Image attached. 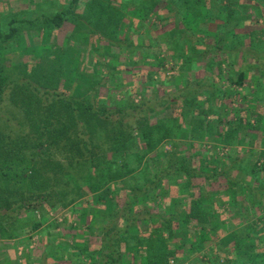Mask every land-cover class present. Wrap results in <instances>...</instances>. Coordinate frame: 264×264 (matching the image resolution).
<instances>
[{
    "label": "trees",
    "instance_id": "trees-1",
    "mask_svg": "<svg viewBox=\"0 0 264 264\" xmlns=\"http://www.w3.org/2000/svg\"><path fill=\"white\" fill-rule=\"evenodd\" d=\"M161 1L122 0L116 6L113 0H70L57 8L52 0H42L45 11L42 3L32 19L12 20L24 26V33L36 26L43 39L68 22L75 25L70 35L75 46L89 34L124 47L125 59L114 54L112 67L119 69L117 62L125 60L120 68L137 81L146 70L147 81L133 88L124 83L121 100L113 90L103 95L97 88L80 87V93H68L62 86L69 58L63 47L55 49L50 64L7 66L1 53L18 43L19 32L0 27L1 239L32 235L43 227L49 234L62 227L52 214L66 211L78 213L91 231L89 218L100 224L98 233L94 230L97 240H88V246L67 244L60 236L62 250L77 263L264 264V154L249 150L240 156L237 149L245 142L241 134L258 129L261 119L251 124L246 109L231 102L228 108L217 106L221 87L210 83L215 87L210 89L206 78L211 77L194 72L179 85L181 99L162 101L161 74L150 69H165L167 60L143 53L164 43L169 56L184 66L193 54L204 59L215 53L206 69L219 82L227 76L232 89L241 86L243 79L233 73L236 55L244 47L245 55L264 57L259 23L264 0H167L173 16L159 11ZM130 5L142 11L143 19L129 27L124 44H117L123 24H131ZM155 17L158 24L151 21ZM213 19L217 25L212 30L202 26ZM144 29L145 46L143 37L141 44L132 36ZM228 38L229 44L220 45ZM148 63L150 68H143ZM91 80V87L99 83L97 76ZM174 86L166 82V94H174ZM134 94L141 102L134 101ZM225 148L229 151L221 155ZM48 221L54 223L45 227Z\"/></svg>",
    "mask_w": 264,
    "mask_h": 264
},
{
    "label": "rangeland",
    "instance_id": "rangeland-1",
    "mask_svg": "<svg viewBox=\"0 0 264 264\" xmlns=\"http://www.w3.org/2000/svg\"><path fill=\"white\" fill-rule=\"evenodd\" d=\"M52 1H53V4H56L57 8H60V6H64L66 4H69V2H70V0H52ZM113 1H114V4L116 6H119L121 4L122 0H113ZM164 1H165L164 2L165 9H167L166 14L173 16L175 14L174 7H172L173 5L167 0H164ZM160 3H162V1ZM59 4H60V6L58 7ZM82 5H84V4H82ZM57 8H55V9H57ZM133 8L134 7L132 5H130L127 8V11H126L127 17L131 21L130 22L131 24H129V22H126L123 24V26L121 28L122 30H121L120 35H119L120 36L119 37L120 42L116 41L117 44L123 43L125 41L124 40L125 37H127L129 39V36H128L129 27L133 26L136 28V26L138 25V22L143 19L142 11H138V10H135ZM36 9L37 8L34 9V7L32 5V10H30V11H32V15H33V13H36L35 12ZM9 11H10L9 13H7L5 11L3 12L2 19L0 22V26H1V28H6V29H4V30H6V33H10L12 28H16L19 32V34H18L19 37L17 39L18 43H16L12 48L5 50L1 53L4 60L6 61L7 66H12L14 64H19V63L21 64L23 62L25 63V62H29V61H32L31 64H35V63L36 64H38V63L39 64L40 63L41 64H50L52 62L51 56L55 54V49L57 47H63V48L67 49L69 58L67 59L68 60L67 66H65L63 68V71H62V78H63L62 84H64L62 86L64 87L65 90L68 91V93H70V94L80 93L81 92L80 87H88L90 90L97 88L98 91H100V93L103 95L108 94V90H113L114 93L118 96V100H121L123 97V94L121 92H119L120 91L119 88L124 86V83L126 84L125 79H124L125 76H128L129 81H131V83H132L131 86L128 83L129 87L133 88L134 86H138L137 78L132 76L133 73L130 74V73H128V71L126 72L123 69V67L120 68L122 65L125 64V62H126L125 60H122L123 63L117 62L119 69L112 67L113 63H112V59L110 57H112L114 54L117 56L119 55L121 58L125 59L124 56H125L126 52H124V50H126V49H124V47L120 48L119 45H116V44H111V45L109 44L110 45L109 46L108 43L102 42L98 38L97 39L94 37L92 38L89 34H88V37L85 38V40H86L85 42L78 43L75 46L74 44H76V43L73 41L72 42L70 41V39H71L70 35L73 32H75V25L70 24L68 22H65L63 24L61 29L55 33V36L50 37V35H49L48 38L43 39L41 37V35L38 34V31H40V30L38 28H36V26H32V31L29 32L28 30H26V32L24 33L23 32L24 26H22L18 22L15 24H12V20H14V19L16 20V18L20 19L21 16H23L24 14L23 13H20V14L16 13L14 15V13L12 12L14 10H13V7L11 5L9 8ZM48 11H49V9H48ZM25 14H27V13L25 12ZM47 15H50V13L48 14V12H47ZM261 20L263 21V26H264V19H261ZM151 21L153 24H158V19L156 17L152 18ZM48 30L50 32L51 28H49ZM138 34H140V35L132 34V36L137 38L136 42L142 43V40L144 39V37L146 38V36L148 35V31L146 29H144V30H141L140 33H138ZM141 38H142V40H141ZM261 38L263 39L264 36ZM94 42L96 44V45H94V46H96V48L94 50H92L91 49L93 46L92 43H94ZM138 43H136V44H138ZM104 49H105V51H103ZM162 58L167 60L165 69L160 70V71L157 70V72H158L157 74H159V73L161 74V76L158 79L159 80L158 91H159L160 95L163 97L162 101L164 99H173V98L181 99L182 98V96H181L182 92L179 88V85H182V83L186 84L188 82V80H190V76H189L190 71L194 70V69H192L191 66L189 67V64H193V63L189 62L188 64H185V66H184L180 60L176 59L175 56H169L167 54L164 55ZM176 64L178 65V67H176ZM197 66H198V64L195 66L196 69H197ZM181 67H182V70H181ZM140 73H141V76H144V77L147 74L146 70H142V72H140ZM181 74H184V75H181ZM199 74H202V73H199ZM91 76H97V80L99 82L98 84H95V86H93V87H91V85L93 83V80H91ZM184 76L187 77V79L185 78L184 81H182L181 77L183 78ZM200 76H204V75H200ZM139 77L140 76L138 75V78ZM166 82H167V85H169V86L170 85L177 86V89L179 88V90H177V91L174 90L175 91L174 94H172V93L166 94V92H165L167 90ZM188 84H190V83H188ZM191 84H193V83H191ZM99 85L101 86L100 89H99V87H100ZM175 86H174V88H175ZM151 94L153 97L154 92L149 93V95H151ZM132 97H133V99H135L134 101L136 103L141 102V97L138 96L137 94H134ZM202 99L205 100L204 97H202ZM93 101H94V99H93ZM175 104H177V103H175ZM4 107H6V110L8 108L9 113H11V110H10L8 103H5ZM161 108H162V106H161ZM16 121L17 120L15 119L14 122L17 124ZM165 149L170 150L171 146L166 145ZM242 150L243 149H241V151ZM204 195L207 198L210 197L209 194L206 192L204 193ZM206 200H209V199H206ZM90 212H92L91 208H90ZM52 216H53V218H58L59 222H63L65 219L64 217H59L60 215H52ZM79 216L80 215H78L77 213H74V215H73V217L75 218L73 221L74 223L70 222V220H68V219L65 220V223H68L69 226H72L71 230L74 232L83 231L84 232L83 234H87V233L92 234V238H90V239L88 238L89 237L88 235H87L88 237H86L85 239L83 238V242H82L83 246L84 245L86 246L90 240L91 241L94 240L95 239L94 237L97 236V234L94 233V230L95 231L99 230L100 224H98L97 221H95V222L92 221V220H95L96 218H92V219L89 218L88 222L91 220L89 223L92 222L91 225L94 228V230L91 231V230L86 228L87 227L86 225H82L83 223H82V220L79 219ZM84 219H85V215H84ZM52 223H54V222L51 221L50 223H48V225H46V227ZM56 229H57V227H56ZM69 238L71 239L73 244L76 243L74 241L75 238H73V237H69ZM186 264H189V263H186ZM190 264H192V263H190ZM193 264H198V263L193 261Z\"/></svg>",
    "mask_w": 264,
    "mask_h": 264
},
{
    "label": "crops",
    "instance_id": "crops-1",
    "mask_svg": "<svg viewBox=\"0 0 264 264\" xmlns=\"http://www.w3.org/2000/svg\"><path fill=\"white\" fill-rule=\"evenodd\" d=\"M164 2L165 1L162 0V3H160L159 5V11H162L163 13L167 12V9H165ZM42 3H43L42 0H0V22L2 19L3 12L4 11L7 13L10 12L9 11L10 5L13 7L14 11L12 12L14 14L23 13L24 15L22 19L26 17L28 19H32V11H30L32 10V5L35 9L37 5H40ZM46 6L47 5L45 3L44 11ZM208 8H210V11L213 12V14L217 13V9L214 8V6H210ZM206 10L208 9L207 8L203 9V11ZM25 12L27 14H25ZM260 24L263 25L262 20L260 21ZM216 25H217L216 20L213 19L209 25H202V26H205V28L208 26L207 28H211L212 30V28H215ZM181 27H183V25H181ZM154 37L156 36L154 35ZM193 39L196 40L195 37H193ZM224 43L229 44L230 39L228 38L224 40L220 45H223ZM143 45L144 46L146 45L145 39L143 41ZM245 50L246 49L243 47L242 52L236 55L235 59L237 63L233 69L234 70L233 73H235L236 76L238 75L237 77L243 79L242 85L241 86L233 85L234 86L233 89L231 87V83L226 79L227 76H225V78L219 82V79L216 77L217 74L213 71H210V69L208 70L206 69L205 64L208 63L209 60L215 58L214 57L216 56L215 53L206 56V58L204 59L200 55L193 54L190 56V60H192L193 64H189V67L191 66L192 69H194L190 71V74L193 72L196 74L198 73L197 74L198 77L200 75H204V76H200L199 78H204L206 76H209L211 77V81H209V79L206 78L207 84L210 85V83H213L221 87L220 90H218V92L221 93L222 98L216 99L217 106L219 105L228 108L231 102V104L236 109H241V108L246 109L248 113L247 115L250 116L251 124H257L256 121L259 118L261 119V122L259 123L260 126L258 129L249 131L248 133L241 134L244 136L245 142L237 148L240 156L248 154L249 150H254L256 152H259V154H264V57H260L258 59L256 55L251 53L250 54L247 53V55H245L244 54ZM143 53L152 56V58L153 57L155 58L157 56H161L160 58H162L166 54L170 55L169 52L167 51V46L164 43L157 48L155 47L145 48ZM222 58L227 59V56L222 55ZM149 64L150 63H148V65L144 64L143 65L144 67L141 66V68L142 67L147 68L149 67ZM197 64L198 66L196 69L195 66ZM226 65H227L226 63L223 65V70H224L223 72H225ZM150 71L157 72V68H151ZM124 79L127 85L128 83L130 86L132 85L131 81H129L128 79V76H125ZM213 79L214 82H212ZM144 82H146V76L145 77L140 76L138 79V86L142 87ZM127 85L124 84V86L119 88L120 89L119 92L123 90L125 91V89H127ZM210 86H211L210 89L212 90L215 89L213 85ZM172 89L173 91L175 90L174 87ZM235 89L236 92H238L236 94H235ZM150 91L151 90L149 89L147 93H150ZM166 114L171 116L173 115V112L171 110H168ZM242 116L244 117L243 113ZM241 149L243 150L241 151ZM76 209L78 210V208ZM74 213L75 212H70L68 214V212L65 211L58 215H60L59 217H64V218L67 217V219L70 220V222L74 223L72 220L73 218L72 215H74ZM48 223L50 222L48 221ZM48 223L45 224V227L46 225H48ZM61 224H62V227H60L61 229L60 228L51 229L50 230L51 233L49 232V234L43 231L44 230L43 227L36 232H32V235L24 233L17 239H7V238L1 239L0 236V264H82V263H77L75 259L71 258L72 259L71 260L68 258L70 257L69 256L70 253L62 250L60 246L62 239L60 238V236L66 238L67 244L70 243V245H74L69 237L75 238L74 241L78 244V242L81 243L83 242V238L85 239L88 236L89 239L92 238V234L90 233L83 234L84 233L83 231L74 232L71 230L72 226H69L70 228L69 227L66 228L63 222H61ZM95 240H97V238H95L94 241Z\"/></svg>",
    "mask_w": 264,
    "mask_h": 264
},
{
    "label": "built area",
    "instance_id": "built-area-1",
    "mask_svg": "<svg viewBox=\"0 0 264 264\" xmlns=\"http://www.w3.org/2000/svg\"><path fill=\"white\" fill-rule=\"evenodd\" d=\"M228 151H229V149L225 148L224 150H220V153H221V155H224V154H227ZM171 264H175V262L171 261Z\"/></svg>",
    "mask_w": 264,
    "mask_h": 264
}]
</instances>
